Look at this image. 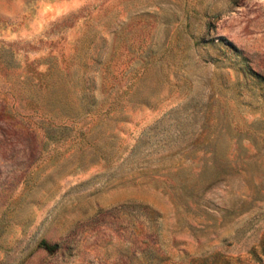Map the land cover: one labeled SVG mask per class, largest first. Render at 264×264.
<instances>
[{
  "label": "rangeland",
  "instance_id": "374dc122",
  "mask_svg": "<svg viewBox=\"0 0 264 264\" xmlns=\"http://www.w3.org/2000/svg\"><path fill=\"white\" fill-rule=\"evenodd\" d=\"M261 263L264 0H0V264Z\"/></svg>",
  "mask_w": 264,
  "mask_h": 264
},
{
  "label": "trees",
  "instance_id": "16d2710c",
  "mask_svg": "<svg viewBox=\"0 0 264 264\" xmlns=\"http://www.w3.org/2000/svg\"><path fill=\"white\" fill-rule=\"evenodd\" d=\"M38 245L41 246L44 250H46L48 253H51L54 251V249L56 248V245L55 244H50L48 243L46 240L44 239H41L39 242H38ZM263 264V263H261Z\"/></svg>",
  "mask_w": 264,
  "mask_h": 264
}]
</instances>
